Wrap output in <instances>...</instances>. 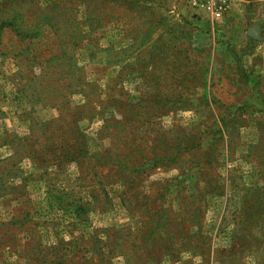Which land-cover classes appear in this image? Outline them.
<instances>
[{"label":"rangeland","instance_id":"rangeland-1","mask_svg":"<svg viewBox=\"0 0 264 264\" xmlns=\"http://www.w3.org/2000/svg\"><path fill=\"white\" fill-rule=\"evenodd\" d=\"M49 2L0 0V18L41 19ZM136 5L111 6L99 42L44 63L46 91L22 77L41 73L32 45L5 34L0 264H264V0H232L220 19L191 0ZM188 140L203 147L180 154ZM141 145L174 156L139 185L116 159L131 165ZM164 188L156 225L145 204Z\"/></svg>","mask_w":264,"mask_h":264},{"label":"trees","instance_id":"trees-1","mask_svg":"<svg viewBox=\"0 0 264 264\" xmlns=\"http://www.w3.org/2000/svg\"><path fill=\"white\" fill-rule=\"evenodd\" d=\"M141 0H58L54 3V0H50L49 4L45 7V11L48 12L43 16L41 19L38 17H34L33 15L29 14H22L15 12V16L8 12V17L0 18V54H3L1 44L4 41V36H15L16 39L20 42L26 43L27 47L25 49L29 50L28 48L31 46V53L34 56L33 62L37 63L40 66L41 73L38 76L33 74V70L27 68L23 69L25 72L22 74V77H28L29 80H35L36 82L39 81L44 88V91L48 90L51 86L50 82L45 80V69L43 67L44 63L47 61H55L63 56L71 55V50L76 48L79 49L81 46H85V44L90 42H99L100 39L97 37V30L99 27L104 26L108 23L110 19V9L111 6H118L124 7L126 5L129 6H137L136 4L140 3ZM143 2V0H142ZM134 3V4H133ZM83 7L82 10V20H78L76 14L79 12V8ZM102 9V15H98L97 13L99 10ZM74 14V16L71 14ZM64 16L65 20L62 19ZM62 19L63 21L61 22ZM63 23V26L61 25ZM47 27V28H45ZM63 29H62V28ZM47 29V32H46ZM9 45L6 44L5 49L7 50H15L11 49ZM24 48L20 49L23 50ZM22 54V51L19 52V55ZM74 56V55H73ZM27 61H30L29 58L24 59L21 61L22 64H26ZM66 74H71L72 68H67ZM36 70V69H34ZM22 72H19L21 74ZM31 74L32 77H31ZM79 81H83L82 77ZM67 89L66 86L58 85L56 87V92L53 91V94L62 93ZM64 97V96H63ZM221 134V130L217 131L216 134ZM219 139V138H218ZM167 142V141H166ZM165 142V145H166ZM206 144V143H205ZM142 146V145H141ZM203 145L201 142L197 144H190L189 140L186 142H180L177 145L179 149V153L182 154H192V151L196 148H202ZM145 150H138L139 157L133 158V163H128V157L125 155L123 157L117 156V159L120 164H118L119 171H126L129 176L133 177L132 182L139 181V185H141V179L143 175L147 172L159 167L160 165L164 164L166 161H171L173 159L174 153H171L169 156H154L152 158H146L143 155ZM206 153V149H205ZM173 155V156H171ZM209 153L207 154V156ZM172 158H171V157ZM170 157V158H169ZM212 158V157H211ZM121 161V162H120ZM203 165V164H202ZM186 175V174H183ZM169 184L172 183L173 180H168ZM185 183L183 182L182 187H179L181 190H185ZM169 188H164V190H158V195L151 198V201L146 203L145 210H156L154 213L153 221L156 222V225L161 223L162 215L164 214L165 207L155 208L156 202L159 201V198L165 200L166 193L165 191ZM162 202V201H161ZM75 215L78 219L84 220L87 216L86 213L89 211L88 203L83 202V204L76 205ZM59 259V258H58ZM56 260L53 263L55 264H63L68 261H72L61 257L60 260ZM101 261L107 262L108 257H101ZM71 264H75L74 261Z\"/></svg>","mask_w":264,"mask_h":264},{"label":"built area","instance_id":"built-area-1","mask_svg":"<svg viewBox=\"0 0 264 264\" xmlns=\"http://www.w3.org/2000/svg\"><path fill=\"white\" fill-rule=\"evenodd\" d=\"M232 0H191L194 8L204 10L214 18L220 19L229 8Z\"/></svg>","mask_w":264,"mask_h":264},{"label":"water","instance_id":"water-1","mask_svg":"<svg viewBox=\"0 0 264 264\" xmlns=\"http://www.w3.org/2000/svg\"><path fill=\"white\" fill-rule=\"evenodd\" d=\"M248 35L250 37H252L253 39L260 40L261 39V36H260L259 26L258 25L253 26V28H251L248 31Z\"/></svg>","mask_w":264,"mask_h":264}]
</instances>
